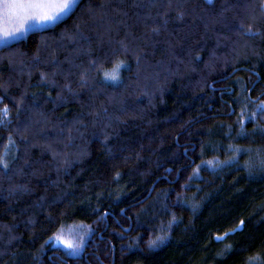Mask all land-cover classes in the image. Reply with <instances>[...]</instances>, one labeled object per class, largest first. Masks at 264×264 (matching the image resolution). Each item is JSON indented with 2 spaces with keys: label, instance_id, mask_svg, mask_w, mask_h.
Wrapping results in <instances>:
<instances>
[{
  "label": "trees",
  "instance_id": "16d2710c",
  "mask_svg": "<svg viewBox=\"0 0 264 264\" xmlns=\"http://www.w3.org/2000/svg\"><path fill=\"white\" fill-rule=\"evenodd\" d=\"M0 45V264H264V0H79Z\"/></svg>",
  "mask_w": 264,
  "mask_h": 264
},
{
  "label": "snow or ice",
  "instance_id": "6c2138e0",
  "mask_svg": "<svg viewBox=\"0 0 264 264\" xmlns=\"http://www.w3.org/2000/svg\"><path fill=\"white\" fill-rule=\"evenodd\" d=\"M79 0H0V44H7L10 40H16L28 31V28L35 25H55L62 21L64 17H69L74 13L78 7ZM243 27V26H242ZM249 31L251 28L248 29ZM106 79L116 81L118 76L116 73H105ZM5 112L7 109L5 108ZM254 117V113L252 114ZM0 165L4 168L8 164L0 159ZM176 221L173 214L172 222ZM244 226V221L241 220L236 228L231 231L234 233ZM85 229L79 238H68L65 236L63 229L54 234L55 239L66 250L68 255H75L79 253L84 247V234L87 233ZM229 233L217 235L215 237L218 241H223ZM167 239V234L156 236L155 239L149 242V247H159ZM230 247V246H229Z\"/></svg>",
  "mask_w": 264,
  "mask_h": 264
},
{
  "label": "rangeland",
  "instance_id": "374dc122",
  "mask_svg": "<svg viewBox=\"0 0 264 264\" xmlns=\"http://www.w3.org/2000/svg\"><path fill=\"white\" fill-rule=\"evenodd\" d=\"M48 26H50V25L40 26V25H35V24H33L32 26H30V27L28 28V31H33V30H37V29H42V28H46V27H48ZM28 31H27V32H28ZM10 41H12V40H10ZM10 41H9V42H10ZM0 46H1V45H0ZM112 73H116V74H117L118 79H117L116 81H113V80H111V79H106V78H105V74L103 75V78H104L103 80H104L105 82H107V83H110V84H116V83L119 82V80H120V69H119V68H116L115 70L109 72V74H112ZM12 154H13V150H12V148H10V149L7 151L6 155H5V159H4V161H5L6 163H8V160L10 159V157L12 156Z\"/></svg>",
  "mask_w": 264,
  "mask_h": 264
}]
</instances>
